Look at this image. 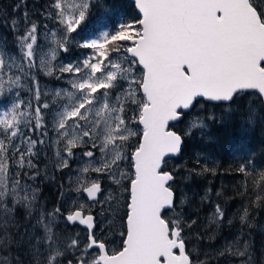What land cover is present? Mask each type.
I'll use <instances>...</instances> for the list:
<instances>
[{"label": "snow or ice", "instance_id": "6c2138e0", "mask_svg": "<svg viewBox=\"0 0 264 264\" xmlns=\"http://www.w3.org/2000/svg\"><path fill=\"white\" fill-rule=\"evenodd\" d=\"M134 3L141 18L120 22L111 30L81 35L92 9L105 8L106 0H51L45 15L55 21L56 28L50 30L47 51L38 53L39 26L28 19L27 12L24 29H18L15 21L11 25L19 33L18 58L0 49V103L12 97L8 106L0 109V207L5 212L11 211L8 203L31 207L35 200L34 192L9 175L10 162L18 158L19 167L23 168L26 161L34 167L33 149L37 143H45L43 137L49 135L45 110L55 109L52 131L66 154L59 166L67 167L74 150L87 147L83 156L90 160L81 172L106 173L117 185L129 177L120 170V164L128 159V142L138 135L131 125L143 126L140 141L131 152L134 171L130 186L124 189L129 200L122 249L112 251L97 238L95 217L83 204L64 219L86 225V240L82 242L77 234L62 241L52 226L54 217L61 213L56 208L37 222L44 229L43 236L33 238L37 241L32 245L34 254L40 257L37 264H194L184 238L185 228L191 224L179 216L166 217V211L175 205V193L170 183L173 174L164 171L163 165L165 157L179 153L183 144L182 135L170 130L169 122L181 120L184 110L194 107L198 98L231 103L246 90L255 91L259 105L264 107V0ZM76 35H80L79 41ZM73 44L91 50L90 54L59 62V53H68ZM38 57L39 68L46 75L59 73L61 80L68 76L70 88L56 89L51 103H40L39 82L31 75ZM137 66L142 67L140 77L135 73ZM25 76L31 80L29 91L34 94L35 105L20 98ZM131 106L136 111L129 118ZM256 118L250 106L248 122ZM197 127L196 122L191 123L185 134ZM25 129L39 133V140L32 139ZM239 171L250 175L243 165ZM252 185L261 190L252 203H264V172L252 177ZM77 191L96 203L114 199L111 195L106 201L97 199L102 194L99 180L82 179ZM224 215L217 205L214 218L222 220ZM248 218V208H244L241 221ZM8 244L7 239H0V248ZM225 251L241 258V264H252L246 242L229 244ZM0 264H8V258Z\"/></svg>", "mask_w": 264, "mask_h": 264}, {"label": "trees", "instance_id": "16d2710c", "mask_svg": "<svg viewBox=\"0 0 264 264\" xmlns=\"http://www.w3.org/2000/svg\"><path fill=\"white\" fill-rule=\"evenodd\" d=\"M122 2H125L126 5ZM31 3L40 8L39 15H35L40 24L49 20L47 16H43V11L45 8L48 10L47 5L50 1L30 0L29 4ZM10 4L12 5L11 0H1L0 3V44L3 43L1 37L10 41L19 34L11 28L14 21L12 16L14 15L10 9ZM106 5V7H112V14L108 17L111 28L120 22L129 21L127 18L130 16H134V19L141 18L132 0H120V4H118V0H106ZM93 9L92 13L99 7ZM114 9L117 10L114 12ZM17 26L19 29L22 25L18 23ZM52 26V24H47L41 27L39 34L41 33L42 37H46ZM252 94L256 93L241 92L236 95L231 103H210L199 100L194 109H197L201 104L203 105L202 114H204V120L208 122L206 131L202 132L196 128L187 135L185 134L187 132L180 131L184 139L182 153L179 157L168 161L180 163V166L172 170L176 177L172 182V187L176 193V204L173 209L166 211V217L175 219L179 216L182 222H191V227L185 228L184 238L186 249L192 260H194L197 252L196 246H200V242H206L202 246L208 248L206 247L209 242L207 238L211 234L215 235L214 233L219 230L208 228L209 215L215 212L217 205L225 214L219 234L221 242L219 241L220 244L217 242L213 244L218 251H224L223 249L227 245L224 238L233 235L228 233L235 228L231 226L233 224H229V215L235 213L236 216H241L239 209L248 208L250 222L257 223L256 225H247L243 237L253 240L255 243L260 239L259 234L264 221V203H252L255 201L256 194L261 191L259 187L252 185V177L258 178V174L264 172V107L259 105L257 97L255 100L259 105L257 118L249 123V100ZM225 105L233 106V109L226 111L225 108H222ZM212 107L221 109L223 115L220 117L219 113L212 116ZM197 110L200 114V109ZM188 114H185L183 120ZM172 127H178L177 123H174ZM28 135L31 134L28 133ZM31 137L37 139L34 135ZM39 148L37 143L33 149L37 154L31 156V163L34 167H29L27 161L23 168L19 167L17 158L10 162L9 175L23 182L39 185L42 189L41 197L50 203L49 206L52 208L54 206V210L56 208L61 210V203L65 194V191L61 190L63 186L61 184L65 176L68 178L67 171L58 169V172L55 169L57 166H55L53 149L49 143L46 144L48 153H44ZM242 165L245 166L250 175H245L239 171ZM167 169L169 168L167 167ZM16 173H19V176H16ZM43 213L44 211L38 205L25 207L20 204L19 208L11 209L9 216L3 222L6 226L24 223L35 237H40L44 235V229L37 222ZM193 221L195 223H192ZM59 225H64L66 230L73 232L76 230L75 224L64 219L62 223H55L54 231H58ZM199 228L205 231L201 235L202 241L196 239L200 234ZM59 235L62 241L71 237L69 235L63 236L60 233ZM257 249L261 251L260 245ZM203 264L214 263L205 261Z\"/></svg>", "mask_w": 264, "mask_h": 264}, {"label": "rangeland", "instance_id": "374dc122", "mask_svg": "<svg viewBox=\"0 0 264 264\" xmlns=\"http://www.w3.org/2000/svg\"><path fill=\"white\" fill-rule=\"evenodd\" d=\"M48 1L51 2V0ZM11 2L12 5L10 4L9 6L14 15L12 16V18H14V21L16 22L17 25L18 23L22 25L21 27H19V29L22 30L26 27L24 22L25 12L28 13V19L30 21L36 22L38 24L39 32L41 31L40 30L41 27L46 26L47 24L53 25L51 30L56 28L55 21L51 18H49V20L43 22L42 24L38 22V18H36L35 15H39L40 8L36 5L34 6L32 3L29 4L30 0H11ZM118 4H120V0H118ZM122 4L126 5L125 2H122ZM17 5H19V7H17ZM117 9H114V12ZM48 10L45 8V10L43 11L44 17H46L45 13ZM93 10L94 9H92V11ZM111 14H112L111 6L105 8H99L98 10L94 11V13L91 14L89 20L84 26V31L83 33H81V35H92L98 33V31L100 30H111L112 28L108 20V17ZM127 19L129 21L133 20L134 16H130ZM1 38L3 40V43L0 44V49H5L8 52V54L16 55L18 58L16 36L10 41L3 39V37ZM75 38L77 41H79L80 35H76ZM50 40H51L50 32L46 37L44 36L42 37L41 33L39 34V41H38L39 54H42L43 51H47V48L45 46L48 44ZM90 51L91 50L88 49H80L76 47L75 44H73L70 47L68 53H64L63 51L59 53L58 61L67 63L70 61L80 60L83 59L85 56L89 55ZM135 73L137 77H140L142 74V67L137 66V68L135 69ZM31 75L35 76L36 80L39 82V87L41 90L40 103L43 102L51 103L53 98V93L58 88H70V86L67 83L68 80L67 74H65V78L61 80L58 79V76L60 75L59 73L53 76H48L44 73V71L40 70L39 57L37 59V67H34L31 70ZM22 83L24 84V87L19 89L20 98L24 100H31L32 103L35 105L36 101L33 98L34 94L33 92L29 91V89L32 87L30 78L28 76H25ZM11 98L12 97L10 96L8 100H4L3 103H0V109L7 107L8 102ZM256 99H257V94H252L249 100V108L251 106L253 112L257 114L259 110V105L258 103L253 104V101H255ZM198 108L200 109V114H202L203 105L201 104ZM222 108H225L226 111H231L233 109V106L225 105ZM197 109L193 108V110L188 114L185 120H183L182 122H177L178 127L176 128L172 127V128L175 129L176 131L179 130L178 132L180 131L188 132L189 125L193 122H196L198 125L197 128H199L200 131L205 132L206 126H208V122L204 120V114L200 115ZM135 111H136L135 106H131L128 111V117L130 118ZM54 112L55 109L45 110V115L47 117L46 124L48 126L47 130L49 132V135L43 137L45 143L43 144L38 143V147H40L39 149L44 151V153H48L46 144L49 143L51 145L55 158V166L58 167V168L55 167V169H57L58 172H59L58 169H65L67 171V176H68V178L66 176L64 177V180H62V184H61V186L63 185L61 190L65 191L64 199L61 203V210L63 211H61L60 215L54 217L52 223L53 229H55V223L64 222V218H63L64 215L66 216L69 211L73 210L78 205L83 204L85 205L86 209H89L91 214L95 217L96 223L94 227V232L97 238L104 240L110 250L119 251L123 247V240L125 239L126 236V213H127L126 205L129 200V193L124 189L130 186V174L134 171V169L132 168L131 152L135 149V147L138 145L140 141L142 135V126L139 125L138 123H133L131 125L133 131L137 132L138 135L132 137L131 140L128 142V147H127L128 159L124 160L120 164V170L128 173L129 177L121 180V184L117 185L106 173L97 174L95 172H89V173L81 172V169L85 167L90 160V158L83 156V152L88 150L87 147L74 150V156L68 158L67 167L59 166L62 163V157H64L66 154L63 153L62 151L63 145L58 144L56 142V134L55 132L52 131L51 120ZM217 114H219L221 117L223 115V111L221 109L212 107V116H216ZM29 127H31V125H29ZM24 131L27 134L29 133L31 135H34L37 138V140H39L40 138L39 133L28 132V129H25ZM58 151H60L61 153L60 156H57ZM96 158L99 159L98 151ZM168 163L170 162L166 163V167H168L169 168L168 170L170 171L177 169L180 166V163H177L175 161H172L169 165ZM93 166H95L94 161H93ZM85 178L89 180H99V182L101 183L102 194L99 195L98 200L106 201V198L110 195L113 196L114 199L108 200L104 203H96L89 201L85 193L77 191V188L79 187V182ZM20 184L26 187L30 193L32 192L35 193V200L33 201L31 207L38 205V207H40L44 211L42 215L46 217L50 213L54 212L55 207L53 206L52 208L51 206H49L50 203H48L44 198L41 197L42 189L40 188L39 185L34 184L32 182H23L21 180H20ZM19 206L20 204H12V203H8L7 205L9 209L16 207L19 208ZM239 211L242 216L243 209H239ZM10 212L11 211L5 212L4 208L0 207V239H7L9 241L7 247L0 248V260H3L4 257H7L8 264H37V261L40 259V257L35 256L32 247V245L37 243V241L33 239L35 235L31 231H29V228L24 223L15 224L12 226L10 225L6 226L3 220H6ZM214 213L215 212L209 215L208 228H212L214 230L219 229V230L214 233L215 235L211 234L207 238L209 242L207 243L206 247L208 248H204L202 246V244L204 245L206 242H200V246L198 245L196 246L197 252L195 254L193 262L195 264H203L205 261H208L209 263L213 262L214 264H241V258L234 256L230 253H227L225 250L229 244L236 243L242 245L243 243L246 242L249 245V251L253 258L252 264H264V221H263L264 218L262 220L263 223L261 225V231L259 234L260 239H258L259 241L255 243V241L243 237L247 225L253 224L252 222H250L249 220L250 218L242 222L241 216L238 215L236 216L235 213L230 214L229 224H233L231 226H234L235 228L231 229V231H228V233L233 235H228L225 238L222 237L224 238L225 242L227 241L226 242L227 245L224 249L222 248L224 251L220 252L218 251V249L215 248L216 246H213V244L216 242L217 244H220L221 242L219 238V234H220V228L223 225L224 221L223 219L216 220L214 218ZM30 223H32L31 220ZM188 224H191V222L188 221ZM75 225H76V230H74V232L72 230H66V227L64 225H59L58 231H55V233L58 237L60 236L59 233L63 236L69 235L71 237H75L78 234L81 241L82 242L85 241L88 234V229L86 227H83L79 223H75ZM199 229H200L199 231L200 234L196 237V239L197 241H202L203 239H201V235L205 233V231L201 228ZM30 241L31 243H29ZM259 245L261 247V251H258L257 249ZM222 252L225 254L221 255ZM68 256L70 258L71 253H68Z\"/></svg>", "mask_w": 264, "mask_h": 264}, {"label": "water", "instance_id": "95a60500", "mask_svg": "<svg viewBox=\"0 0 264 264\" xmlns=\"http://www.w3.org/2000/svg\"><path fill=\"white\" fill-rule=\"evenodd\" d=\"M133 2H134V0H132ZM135 4V3H134ZM137 9V8H136ZM138 10V9H137ZM139 12V11H138ZM141 15V14H140ZM246 91H253V90H246ZM198 100H204V101H207V102H211V103H217L216 101H209V100H207V98H198ZM224 103H228V102H224ZM196 104V103H195ZM193 109V107H191L190 109H188V110H184V113H189L191 110ZM185 116V115H184ZM184 116H183V118H184ZM183 118L181 119V120H183ZM181 120H179V121H181ZM176 122H178V121H170L169 122V124H170V130H173V131H176L175 129H173L172 128V124H174V123H176ZM142 126V125H141ZM143 127V126H142ZM178 132V131H177ZM179 134H181L180 132H178ZM182 135V134H181ZM183 137V136H182ZM183 144H184V139H183ZM183 144H182V148H181V151L179 152V153H176V154H168L166 157H165V163H166V161H168V160H171L172 158H177V157H179L180 155H181V153H182V149H183ZM165 163H164V165H163V170L164 171H168V172H171L172 173V171H170V170H165ZM173 174V177H174V179H173V181L175 180V175H174V173H172ZM173 181H171L170 183H172ZM174 190V189H173ZM174 193H175V191H174ZM86 194V193H85ZM99 195L100 194H98V197H97V199H99ZM89 201H91V200H89ZM175 201H176V193H175ZM91 202H94V201H91ZM75 223H79L78 221L77 222H75ZM82 225V224H81ZM82 226H84V227H86L87 228V226L86 225H82ZM125 238H126V236H125Z\"/></svg>", "mask_w": 264, "mask_h": 264}]
</instances>
